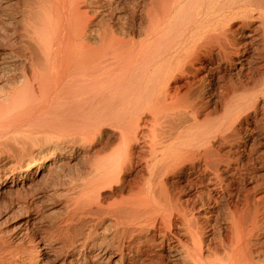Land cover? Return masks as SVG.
I'll return each instance as SVG.
<instances>
[{
    "label": "bare ground",
    "instance_id": "6f19581e",
    "mask_svg": "<svg viewBox=\"0 0 264 264\" xmlns=\"http://www.w3.org/2000/svg\"><path fill=\"white\" fill-rule=\"evenodd\" d=\"M0 17V152L37 142L0 153V191L65 152L87 163L56 241L0 264H264V0H0Z\"/></svg>",
    "mask_w": 264,
    "mask_h": 264
},
{
    "label": "rangeland",
    "instance_id": "374dc122",
    "mask_svg": "<svg viewBox=\"0 0 264 264\" xmlns=\"http://www.w3.org/2000/svg\"><path fill=\"white\" fill-rule=\"evenodd\" d=\"M1 20L3 22L5 21L3 18L0 17V25L4 24V26H6L7 22L1 23L2 22ZM6 27H7V29L10 28L9 25ZM4 64L8 65L10 63L5 62ZM20 65H21V63L15 64V66H16L15 70H18V68L20 69V67H21ZM15 66L10 67L8 69L13 70L15 68ZM4 80H5V78L2 77L0 81L3 82ZM2 84H5V82H3ZM32 142L33 141H30L29 144ZM33 143L37 144V142L36 143L33 142ZM33 143L31 144V146L34 145ZM29 144L27 142L24 144L25 146H23V143H20V145L25 147V148L22 147L23 148L22 150H20L21 146L17 147V146L9 144L10 149L7 152L9 154H6L7 150H3L4 152L2 151L0 153L1 154L5 153L6 155H8L11 158L10 161L15 160V159H19V158H27L28 156H30L31 153H34L37 149V146L34 145L33 146L34 148H32L29 146ZM6 149H7V147H6ZM80 151L81 150L76 151V153L74 152L73 155L70 153V151L67 153L65 152V154H63V156H61L62 158H61V160H59L57 162V164L53 165L49 170L44 172L45 175L44 174L43 175H44V178L46 177L45 179L43 177H41V175H40L33 181H28L25 184L19 183L14 187H10L9 185H7L3 191H0V246H2V248H3L2 249L0 247V254H2V257H4L5 255L8 254V252H9L8 248L12 249L13 247H14L13 248L14 251L12 253L8 254L9 257L11 256V254H12V257L21 256V254L24 255L23 257H26V255L28 254V250L30 249V243L32 242V239L35 238L36 236L37 237H39L41 235L46 236V237L49 236L47 238L53 239L56 241V239L59 236V233L64 228V222L62 220L65 219V214H66V209L64 206L65 200H68L69 197L72 198V197L76 196L82 190V188H81L82 186L79 183H81L82 180H84V178H82V177H84V176H82V174L83 173L85 174V171H86L85 168L87 167V165L85 166V164H87V163L84 162V159H83L84 157H82V153ZM17 155H18V157H17ZM53 171H54V173H53ZM51 173H53V174H51ZM20 187H21V189H20ZM15 190H17V191H15ZM29 193H31L30 194L31 197H30ZM32 193L34 194L33 196H32ZM34 200H37L40 203L39 209L37 212L38 217H36V220L39 222L38 223L36 222V224L33 226V228H32V226H30L31 228L29 227V229L27 230L29 235L26 234L27 231H23L24 235L22 234L23 236L21 239V240H23V242H21V244L17 245V247H16V244L18 241H16L17 239L13 238L14 237L13 234L15 231H17L20 228L21 224L23 223V221L25 219V216L28 213L32 212V211H30V208H27V207H29V205L31 206V203ZM40 201L44 202L43 203L44 205ZM27 204H29V205L27 206ZM27 210H28V212H27ZM87 219L85 221H89V218H87ZM80 224L81 223H79L77 221H76V223H74V225L76 226L74 228L80 229V231L77 230L78 234L83 231V234H85V235L87 234L89 240H91L92 238L95 237L92 234L93 230H92V226L89 224V222H88V224H86V228H85V226H83L82 224L80 225ZM38 225H41L42 227L38 226ZM57 225H58V227H57ZM37 227H38V229H37ZM87 227L89 229H87ZM57 234H58V236H57ZM30 235L31 236L33 235V236L31 237ZM52 236H54V237H52ZM47 238H45V239H47ZM95 241H97V239ZM99 241H101V239H99ZM99 241H97V242H99ZM3 243H4V246H3ZM9 245H13V246L8 247ZM19 246H21V247L19 248ZM5 247H7V248L5 249ZM15 247H16V249H15ZM4 249H5V252L3 251ZM6 252H7V254H6ZM8 255L2 259L5 260L8 257ZM0 257H1V255H0ZM60 262L61 261H57L53 264H60Z\"/></svg>",
    "mask_w": 264,
    "mask_h": 264
}]
</instances>
